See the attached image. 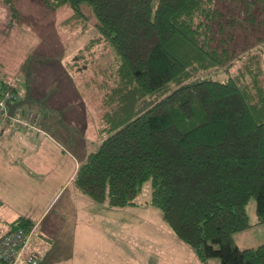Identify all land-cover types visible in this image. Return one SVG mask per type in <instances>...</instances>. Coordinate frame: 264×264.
I'll return each mask as SVG.
<instances>
[{"label": "trees", "instance_id": "1", "mask_svg": "<svg viewBox=\"0 0 264 264\" xmlns=\"http://www.w3.org/2000/svg\"><path fill=\"white\" fill-rule=\"evenodd\" d=\"M15 1L0 0L12 25ZM40 4L46 12L68 6L64 24L82 30L85 8L96 19L97 35L78 58L89 67L100 58L86 82L101 94V141L79 166L78 192L122 209L150 182V204L201 264H264V244L240 249L234 239L264 225V0ZM218 72L223 81L204 78ZM32 227L23 218L12 224Z\"/></svg>", "mask_w": 264, "mask_h": 264}, {"label": "crops", "instance_id": "2", "mask_svg": "<svg viewBox=\"0 0 264 264\" xmlns=\"http://www.w3.org/2000/svg\"><path fill=\"white\" fill-rule=\"evenodd\" d=\"M42 43L41 36L19 21L12 25L7 8L0 4V79L16 91L19 101H27L13 117L32 123L30 116H39L37 130L12 119L0 128V238L23 218L35 228L27 252L35 254L39 264H170L167 260L175 259L174 254L159 241L171 242L184 254L189 247L168 227L149 226L145 219L151 211L110 208L76 189L79 166L101 141L98 127L93 133L88 110L78 115L82 129L70 125L74 119L67 114L73 102L60 99L59 91L60 85L66 89L67 81L78 91L70 75L71 59L58 69L59 77L46 86L38 82L36 76L43 77L44 69L33 66L45 59L37 54ZM75 70L90 75L89 69ZM142 223L149 227L140 228ZM139 229L147 236H141L140 243L125 232ZM130 247L141 249L126 254Z\"/></svg>", "mask_w": 264, "mask_h": 264}, {"label": "rangeland", "instance_id": "3", "mask_svg": "<svg viewBox=\"0 0 264 264\" xmlns=\"http://www.w3.org/2000/svg\"><path fill=\"white\" fill-rule=\"evenodd\" d=\"M14 5L17 8V12L19 15V23L32 29L43 39V43L38 49L37 54H42L45 59L42 64L38 66H33L35 69H44L45 74L43 77L39 78V74L36 76L38 77V82L46 86L53 78L59 77L60 72L58 69H64V63L66 62V60L71 59V63L69 62L68 64H70L69 66H71L74 70L70 75L74 77L78 91H74L71 87V83L67 81L65 90L63 89L64 85H60L59 97L60 99H70L73 102V105L71 106L67 117H73L74 121H71L70 125L74 128L78 127V129H82V122L79 121L78 115L80 113L86 114L88 110L89 114L91 115V130L94 133L95 128H97L99 125L100 117L102 115L101 94L94 87L86 89L84 86V81L87 80L89 76L94 79H96V77L94 75V72H92V75L83 74V76L79 75L77 70H75L76 68H99V57H96L97 60L93 65V67L95 68H93L83 65L82 62L79 60L77 53L78 49L82 48L90 39L97 35L96 19L92 13V10L88 8L84 9V14L87 18V28L85 30H82L81 22H79L78 24L74 22L64 24V22L72 16V11L68 6H63L53 12H46V10L41 6L40 0H16ZM38 55L36 58L37 61ZM109 56L110 57H108L107 60L113 62L114 53L112 52ZM75 62L77 63V66L74 65ZM89 73H91V71ZM204 78L223 81L226 78V75L221 72H218L208 74ZM39 90L41 91V89ZM44 91L45 90H42L41 93L43 94ZM63 116H65V113L62 114V117ZM150 198V182H145L142 185L141 191L135 200L134 209H138L140 211H151L148 219H145L148 220L149 226L154 225L156 227H167V225L163 222L161 218L160 211L149 204ZM246 212L248 215L249 223H254L256 220L254 200L251 199L249 201L248 205L246 206ZM146 225V223H142L140 224V228L149 227ZM131 231L132 230L125 232L130 234L133 238H137L139 243L142 239L141 236L147 238V236L142 235L143 230L141 229H139L138 232L135 231V234H131ZM158 237L159 235H155V239H157ZM234 239L236 240L237 245L240 249L257 248L258 246L264 244V225H258L255 226L252 230H245L236 233ZM163 242L159 241L160 245H162L166 249L169 248L170 251L174 254L175 259L167 260L170 264H177L179 262L180 264H201L197 260V258H195L196 256L193 252H191L192 250L190 248H186L188 252L184 254L179 251L176 247H174L171 242L168 244V241L166 240H164ZM142 247L143 250L147 249V246L145 244ZM134 248H136L137 250L141 249V247H130L126 251V254L130 252H136ZM173 261H176V263ZM207 264H220V261L218 259H212L209 260Z\"/></svg>", "mask_w": 264, "mask_h": 264}, {"label": "built area", "instance_id": "4", "mask_svg": "<svg viewBox=\"0 0 264 264\" xmlns=\"http://www.w3.org/2000/svg\"><path fill=\"white\" fill-rule=\"evenodd\" d=\"M18 101L19 98L16 91L9 85L0 82V128L5 121L12 119L19 124L24 126L29 125L28 127L37 130L38 115L30 116L32 123L22 121L20 118H10L8 116L7 105ZM34 229V226L29 230L16 228L0 238V264H39L35 254L27 252L34 234Z\"/></svg>", "mask_w": 264, "mask_h": 264}, {"label": "water", "instance_id": "5", "mask_svg": "<svg viewBox=\"0 0 264 264\" xmlns=\"http://www.w3.org/2000/svg\"><path fill=\"white\" fill-rule=\"evenodd\" d=\"M27 101L26 100H23V101H19V102H15V103H12V104H8V116L10 118H12L14 116V113H15V110L22 106L23 104H25Z\"/></svg>", "mask_w": 264, "mask_h": 264}]
</instances>
